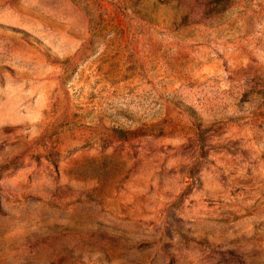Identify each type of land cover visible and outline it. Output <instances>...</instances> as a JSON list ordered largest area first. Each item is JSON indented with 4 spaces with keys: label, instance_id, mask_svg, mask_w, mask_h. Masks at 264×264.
Here are the masks:
<instances>
[{
    "label": "rangeland",
    "instance_id": "374dc122",
    "mask_svg": "<svg viewBox=\"0 0 264 264\" xmlns=\"http://www.w3.org/2000/svg\"><path fill=\"white\" fill-rule=\"evenodd\" d=\"M0 264H264V0H0Z\"/></svg>",
    "mask_w": 264,
    "mask_h": 264
}]
</instances>
